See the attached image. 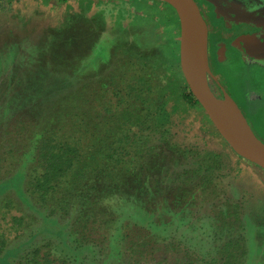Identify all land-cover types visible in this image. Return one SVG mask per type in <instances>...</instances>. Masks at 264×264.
I'll return each instance as SVG.
<instances>
[{
  "label": "rangeland",
  "instance_id": "1",
  "mask_svg": "<svg viewBox=\"0 0 264 264\" xmlns=\"http://www.w3.org/2000/svg\"><path fill=\"white\" fill-rule=\"evenodd\" d=\"M59 1L25 0L15 5V12L0 14V240L4 244L0 264H31L35 252L40 264H72L69 259H75L78 251L74 249L81 243L84 230L57 214H49L40 198H30L26 193V180L35 167L31 151L34 144L25 148L20 139L2 135L24 131L21 141L36 140L49 127L47 118L52 119L41 108L27 106L47 97L45 101L54 93H74L78 87H83L79 92L87 100L88 147L93 158L99 157L101 147L107 148V156L114 154L118 136L111 132L116 133L120 127L109 133L107 129L114 128L117 121H124L122 125L135 123L132 114L137 110L152 122L149 109L180 108L182 115L171 133L177 132L175 139L163 143L150 137L148 141L162 151L170 148L169 158L154 157L149 168L140 166L137 158L147 154L151 146L144 145L147 141L143 145L130 141L132 146L127 149L131 156L127 159L134 177L111 186L112 190L102 195L115 206L113 222L91 235L93 249L80 250L79 262L130 264L129 247L133 245L137 247L135 264L183 261L187 252L182 246L149 242L148 236L156 235L168 238L170 243L183 241L190 249V262L215 255L227 239L235 242L241 237L246 250L243 264H264V169L230 148L200 104L183 102L182 83L175 70L180 67L181 71V26L175 10L164 0H68L73 7L68 10L77 11L84 5V16L95 24L85 28L77 47L64 44L52 53L49 46L54 39L47 32L63 20L67 10ZM140 1L160 10L150 22H144V8L136 10ZM195 2L206 30V72L211 73L207 79L219 99L224 92L214 82L218 80V61L213 43L221 38L213 26L211 1ZM127 5L133 6L136 20L124 13L118 20H111L100 13L107 12V6L119 9ZM164 10H171L173 15L168 18ZM225 35L230 36V32ZM88 37L95 41L90 43ZM222 45L227 46L226 42ZM240 66L236 70L225 67L242 78L261 76L259 71ZM180 74L187 86L182 71ZM261 93L264 96V89ZM243 109L251 118L254 132L264 140V108H254L255 112ZM117 170L118 166H107L108 175ZM113 198L120 201L115 203ZM129 227L138 231L127 239ZM144 240L147 245H141ZM152 249L159 251L154 259L145 261L142 256L146 252L149 257ZM198 264L204 263L199 260Z\"/></svg>",
  "mask_w": 264,
  "mask_h": 264
},
{
  "label": "trees",
  "instance_id": "2",
  "mask_svg": "<svg viewBox=\"0 0 264 264\" xmlns=\"http://www.w3.org/2000/svg\"><path fill=\"white\" fill-rule=\"evenodd\" d=\"M24 1L25 0H0V10H2L0 14L5 13L8 15L15 12V5L21 4ZM59 2L62 3L59 5H61V7H66L67 10L63 20L56 27L50 28L47 32V34L54 39V44L49 46V48L51 47L49 51L52 53L64 44L68 45L70 48L77 47L79 41L83 39L79 38L83 37L82 35L85 33V28L89 29V27L95 24L91 22V19L84 16L86 9L84 5L78 7L76 11V9L68 10L73 8L68 0H60ZM100 5L102 4H98V6ZM136 7V10L144 8L145 14H147V19L144 21L145 23L150 22V17L156 14V11H160L158 8L150 6L147 2H137ZM132 8L133 6L128 5L119 9H115V7L109 8L107 6L109 12H100L103 11L102 9L99 12L104 13L107 18L111 20L116 18L118 20L120 18L118 15L124 13L134 21L136 17L131 10ZM164 13L168 18L173 15L171 10H164ZM103 33H106L105 30ZM88 41L93 43L95 40H93L92 37H88ZM58 44L59 46L55 48ZM73 55H77V52L74 51ZM175 70L179 81L182 83L183 102L189 105H199L198 101L190 92V89L183 83L180 67H177ZM82 88L83 87H78L74 93L70 90L54 93L52 97L45 101L44 99L47 97L44 99L41 98L43 100H37L35 104L27 106L34 109L38 108V110L41 108L49 117L51 116L52 119L50 120V118H47L49 127H46L47 129H44L36 140L32 138L34 142L31 141V138H28L27 142L25 139L21 141L24 131L17 133L10 131L2 135L3 137L13 136V140L14 137L20 139V143L26 144L25 148L32 143L34 144L31 151L32 153L34 152L32 162L35 167L32 170V174L28 177V180H26V193L30 198H40L42 200L41 206L46 207L49 214H57L59 219H67L70 223H74L76 226L80 227L81 230H84L83 233L85 234L82 235L83 238L81 239V243L74 249V251H76V249L78 251L75 254V259H69L73 260L72 264H84L83 258L80 262L77 260V256L80 255V250L86 252L93 249V244L90 241L91 235H96V232L100 231V229L104 230L105 227H109L113 222L115 206L109 204V200H107L108 196L104 197L102 195L109 193L111 186L120 185L119 182L124 183L125 180L128 182L129 177H134L131 173L130 161L127 159L131 156L130 150L127 149V147L132 146L130 141H133V143L137 145H143L142 143L147 141L144 145L151 146L148 148L147 154L140 156L136 161V163H140V166L144 164L149 168V166L153 164L154 157L167 159L169 158L167 153L171 151L170 148H166L165 151H162L156 146L152 147V144L148 143V141H151L150 137L155 141H162L163 143L169 142L170 139H175L177 132L174 134L171 133L174 130V126L176 127V121L182 119L180 108H175L174 110L168 108L149 109L148 114L153 118V122L149 121L150 119L146 116H143L142 111L137 110L138 112L132 114L136 121V125L135 123L131 125H122L124 121L122 124L117 121L114 128L107 129V133H109L112 130L118 129V126L120 127L116 132L117 134L115 131L111 132V134L114 133L115 137L118 136L114 145L119 146L114 150V154L107 156L105 153L107 152V148L105 147V149L102 150L101 147L98 151L100 154L99 157L93 158L90 156L88 147L91 136L88 120L86 119L88 117V112L85 109L87 108V100L82 95V92H79V89L83 91ZM50 93H52V91H50ZM157 145L160 147L159 144ZM154 148L156 150H154ZM196 150L198 149L196 148ZM156 151L160 152L154 155L153 153ZM163 153L165 157H162ZM176 157L179 158V156ZM147 161L148 166L146 165ZM109 165L110 167L118 166L117 173L108 175L107 166ZM124 169H126V171H123ZM184 176L183 174L182 177ZM129 184H133V182H129ZM115 196L114 194V196L111 197ZM113 199L115 203L120 201V198ZM136 231H138L137 228L129 227L128 234L127 236L125 234V238L130 239L129 237L132 236V234L134 236ZM148 237H150L148 238L150 240L149 242L152 243L154 241L160 245L174 247L182 246V250L187 252V255L184 259H181L183 261H177L176 264H198L199 260L204 264H243L246 255L243 239L239 237L235 242H231L227 239L226 243L216 251L215 255L211 253L207 258L197 257L190 262V249L183 241L172 240L170 243L168 238L156 235H149ZM3 245L4 244L0 240V252L3 251ZM141 245H147L145 240ZM65 246L67 249H70L68 244H65ZM129 248V257H131L130 264H135L136 259L134 257L137 247L133 245ZM158 251L159 249H152L149 253V257L146 255V252L142 257L147 261L148 258H153ZM32 255L33 260H31V264H40L37 262L36 252ZM90 263L96 264V260L95 262L92 260ZM161 263L167 264L168 260L164 259Z\"/></svg>",
  "mask_w": 264,
  "mask_h": 264
},
{
  "label": "water",
  "instance_id": "3",
  "mask_svg": "<svg viewBox=\"0 0 264 264\" xmlns=\"http://www.w3.org/2000/svg\"><path fill=\"white\" fill-rule=\"evenodd\" d=\"M175 10L181 26L180 66L186 84L222 139L240 157L264 169V142L232 102L215 97L206 72V30L195 0H164ZM246 44V43H245ZM247 52L264 57V47L247 44ZM230 103L232 111L223 107Z\"/></svg>",
  "mask_w": 264,
  "mask_h": 264
},
{
  "label": "crops",
  "instance_id": "4",
  "mask_svg": "<svg viewBox=\"0 0 264 264\" xmlns=\"http://www.w3.org/2000/svg\"><path fill=\"white\" fill-rule=\"evenodd\" d=\"M205 1H211L213 8L214 6L215 7L218 6L220 8V6L222 5V1L224 0H205ZM250 1H251L250 6H246L244 8V11L247 14H249L250 10H253L255 6L254 4L258 0H250ZM237 4L239 5L240 2L237 1ZM235 16L237 15L235 14ZM250 27L252 26L249 25L246 21L239 22V24H237L233 28L234 29L233 31H229L230 36L225 35V37L229 39V42L235 41L238 43L240 41V39L238 38L240 37V34H242L246 28L249 29ZM209 40H211V34ZM220 41L221 40H219V42ZM222 42H227V40L221 41L219 44L216 43L213 44L214 49L216 51L215 57L217 58L218 61L216 63L218 66L217 69L218 71L215 73H217L216 77L218 78V81L222 84L223 92H224V95H222L221 98L219 99L223 101L232 102L237 108H239V110L245 117L246 121L253 129L251 124V118L248 115V113L246 115L245 113L246 111L243 108H250V111L252 110L253 112L256 111L254 108H264V96L261 93L262 89H264L262 88L264 86V62L262 63L252 62L248 60L246 57H244L243 53L238 48H236L233 45H229V42L228 44H226L227 46H223ZM225 47H227L228 50H225ZM241 64L245 66L243 67V69L246 68L251 71L253 70L257 72L259 71L261 76L258 77L257 74V76H252V78L247 76L246 78H242L243 75L236 76L235 71L232 72L231 70H227L225 67L230 65L233 68V70H236L241 68L240 66ZM242 81L243 82L245 81V83H243ZM262 141L264 142L263 138Z\"/></svg>",
  "mask_w": 264,
  "mask_h": 264
},
{
  "label": "flooded vegetation",
  "instance_id": "5",
  "mask_svg": "<svg viewBox=\"0 0 264 264\" xmlns=\"http://www.w3.org/2000/svg\"><path fill=\"white\" fill-rule=\"evenodd\" d=\"M237 1L240 2L239 5L237 4ZM237 1L236 0H224L222 1V5L220 6V8L218 6L217 7L214 6L213 8L212 4H210L212 15L214 18L213 26H216L217 31L221 38L220 40L221 41L227 40L226 44H228L229 39L225 37V33L228 31H233L234 30L233 28L237 24H239V20L246 21L252 27H250L249 29L246 28L243 31V34L246 33V35L238 37L240 39L238 43L235 41H232V42H229V45H233L236 48H238L243 53L244 57H246L248 60L252 62L262 63L264 62V57H256V56L249 54L247 52V44L251 42L256 47H264V0H258L254 4L255 6L253 10L249 11V14H247L244 11V8L246 6H250L251 1L250 0L248 1L247 0H237ZM235 14L237 16H235ZM241 16H243V18ZM233 21H236V22H233ZM219 43H216V44H219ZM212 78H214L213 74H212ZM215 80L216 81L214 82L217 85V87H220L221 89H223L222 84L217 79ZM211 90L214 91L213 88H211Z\"/></svg>",
  "mask_w": 264,
  "mask_h": 264
},
{
  "label": "bare ground",
  "instance_id": "6",
  "mask_svg": "<svg viewBox=\"0 0 264 264\" xmlns=\"http://www.w3.org/2000/svg\"><path fill=\"white\" fill-rule=\"evenodd\" d=\"M223 107H225L227 110L232 111V107L229 103H224Z\"/></svg>",
  "mask_w": 264,
  "mask_h": 264
}]
</instances>
